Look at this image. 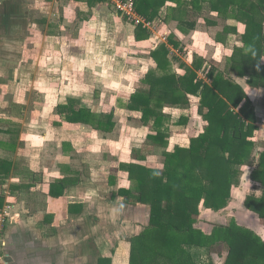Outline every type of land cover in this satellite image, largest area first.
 Listing matches in <instances>:
<instances>
[{
  "label": "crops",
  "instance_id": "1",
  "mask_svg": "<svg viewBox=\"0 0 264 264\" xmlns=\"http://www.w3.org/2000/svg\"><path fill=\"white\" fill-rule=\"evenodd\" d=\"M101 2L0 0V163H10L0 178V208L11 206L0 235V264H97L104 257L111 264H128V240L148 225L150 215L149 205L135 201L128 167L163 170L161 155L188 147L206 124L198 96L155 105L156 79L194 69L209 82L210 68L228 78L232 51L243 45L245 25L224 16H200L215 14L206 2L196 8L191 0H166L149 20L150 28L140 29L119 13L96 16L108 13L109 5ZM27 4L40 9L28 21L20 17L29 15L22 9ZM61 8L74 16H60ZM93 16L99 29L104 22L106 29L120 23L128 30L130 68L121 58L103 63L86 49L74 51L80 43L73 37L96 25ZM105 39L98 38L101 51ZM160 44L168 50L166 67L151 55ZM233 72L229 79L244 90L263 129L264 88ZM93 84L106 87L107 96L91 90ZM143 111L150 115L144 118ZM110 245L109 253H102Z\"/></svg>",
  "mask_w": 264,
  "mask_h": 264
},
{
  "label": "trees",
  "instance_id": "2",
  "mask_svg": "<svg viewBox=\"0 0 264 264\" xmlns=\"http://www.w3.org/2000/svg\"><path fill=\"white\" fill-rule=\"evenodd\" d=\"M165 1L136 0V10L150 20L158 16ZM204 2L211 11L245 25L243 45L233 49L229 62L249 85L264 88V0H191L196 8ZM167 53L166 45L160 44L151 55L158 66L166 67ZM206 78L209 82L188 69L180 77L170 73L156 79L159 99L155 105L159 101L187 103L189 94L198 96V113L206 124L190 138L188 147L164 153L163 170L128 167L136 183L135 201L150 206L148 226L129 239L128 264H206L195 261L189 249L218 242L227 247L223 264H264V239L251 229L233 220L215 225L210 233L195 226L201 205L215 212L227 207L245 165L252 167L250 177L261 193L248 195L245 204L264 220V147L255 159L253 136L258 126L252 102L222 71L210 68ZM139 98L132 97L133 101ZM149 115L143 111L144 118ZM9 168L10 163H0V178ZM97 264H111V258H100Z\"/></svg>",
  "mask_w": 264,
  "mask_h": 264
},
{
  "label": "rangeland",
  "instance_id": "3",
  "mask_svg": "<svg viewBox=\"0 0 264 264\" xmlns=\"http://www.w3.org/2000/svg\"><path fill=\"white\" fill-rule=\"evenodd\" d=\"M102 3V2H101ZM34 6L36 3L33 4ZM23 11L26 13L28 12V16H20L23 17L27 20V18L32 19L34 16H36L35 13H37V10L40 9H35L34 7L30 5H25L22 6ZM108 13L107 14H101L102 12H98L96 16H110L113 13L117 14V12L112 8V6H107ZM70 13V14H69ZM202 13V12H201ZM59 15L60 16H74L71 12H64V9L61 8L59 9ZM76 16V15H75ZM96 16H93L96 25L93 27L88 26V30H84L82 33H77L73 38L78 39L77 44L80 43L79 45L76 46L74 51H80L83 52L85 49L87 50L88 56H95V59L101 60L102 62L105 63V60H110L109 58L112 59V57L121 58L120 60H123L125 65H129L128 68H130L132 64V59L131 55L132 52L130 51L131 46L128 43V37L130 36L129 32L127 29H125L120 23H117L118 27L115 29V27L112 28H105L104 27V22L101 23L103 28L99 29L100 27V22L99 19L96 18ZM199 16V15H198ZM200 16H221L220 14L216 13L211 15V13H208L207 11H203V14ZM27 17V18H26ZM25 21V20H24ZM28 21V20H27ZM25 22V25L28 26L27 24L30 22ZM30 21V20H29ZM225 23V20L221 18V20L218 22L217 28H220L221 32V27ZM23 23V26H25ZM264 26V22H263ZM242 28V27H241ZM31 29H29L30 31ZM101 31V32H100ZM99 32V33H98ZM218 32V31H216ZM86 33V35H85ZM80 35V36H79ZM85 35V37L83 36ZM106 37L105 39V50L101 51V48L99 45H97L98 38ZM72 38V39H73ZM96 39V41H95ZM31 40V39H30ZM31 42V41H29ZM84 44V45H83ZM81 48V49H80ZM80 49V50H79ZM116 51V53H113ZM84 54V52H83ZM76 55H78V52H76ZM227 56V54H226ZM114 60V59H112ZM261 62L264 63V56L261 59ZM221 64H224V58H222ZM136 65V64H135ZM218 65V64H217ZM220 66V63H219ZM127 67L124 68V70L128 69ZM103 72H113V69H108V68H102ZM232 70V68H231ZM123 73L126 74V71H123ZM232 75H235L233 70L231 73H229L227 76L228 78H232ZM112 75V74H111ZM245 79H241V81L244 82ZM112 87V86H111ZM106 88V87H105ZM103 88L102 90H99L96 88V85L93 84L90 86V89L93 91H101V93L105 96L107 89ZM115 90V87H112ZM122 91H126L125 89H122ZM109 92V91H108ZM264 100V96L262 97ZM108 102V100H106ZM119 105V104H118ZM120 107V105H119ZM264 107V106H262ZM254 108V107H253ZM261 112L264 111V108L260 109ZM257 126H260V123L256 122ZM262 126V125H261ZM261 129V131L259 130ZM122 127H119V137L121 138L122 134ZM258 133L257 137H254L255 140V148L253 151V156L255 159L258 158L259 152L263 149L264 147V126L263 129L262 127H258V129L254 132ZM140 138L138 135L136 136V140L138 141ZM161 155V154H160ZM163 159V154L161 155ZM155 163H158V161H154ZM252 167L251 166H243L241 167V173L239 176V183L233 187L232 189V195L231 198L228 202V205L226 208L220 210V211H212L209 209L204 208L202 205L200 207V213L197 216V220L195 222V226H200L202 227L206 233H210L215 225H225L228 224L230 221H235L237 224L244 226L246 228L251 229L254 231L256 234L261 236L264 239V220L260 218L255 212L251 211L248 209V207L245 204V199L248 195H254V196H259L260 189L258 187V183L255 182L253 179L250 177ZM148 226V225H146ZM145 228V227H144ZM138 230V232H142L144 229ZM130 239V238H129ZM129 242V240H128ZM130 244V242H129ZM102 249L104 247L101 246ZM111 249L110 246H105V249L103 250L102 253H109ZM194 260L200 263H206V264H223L226 256H227V247L223 243H216L213 244L212 246L208 248H195L192 247L189 249Z\"/></svg>",
  "mask_w": 264,
  "mask_h": 264
},
{
  "label": "built area",
  "instance_id": "4",
  "mask_svg": "<svg viewBox=\"0 0 264 264\" xmlns=\"http://www.w3.org/2000/svg\"><path fill=\"white\" fill-rule=\"evenodd\" d=\"M115 9L121 16L128 18L136 25H142L145 28H150L151 22L144 16H141L137 10L135 1L136 0H100ZM10 205H6L0 208V235L4 230L7 219L9 218Z\"/></svg>",
  "mask_w": 264,
  "mask_h": 264
}]
</instances>
